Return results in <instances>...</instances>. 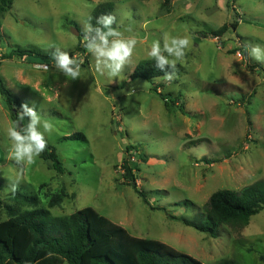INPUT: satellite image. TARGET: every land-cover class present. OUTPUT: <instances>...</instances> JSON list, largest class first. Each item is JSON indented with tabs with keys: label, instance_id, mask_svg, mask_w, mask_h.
<instances>
[{
	"label": "rangeland",
	"instance_id": "374dc122",
	"mask_svg": "<svg viewBox=\"0 0 264 264\" xmlns=\"http://www.w3.org/2000/svg\"><path fill=\"white\" fill-rule=\"evenodd\" d=\"M109 2L120 30L130 27L125 36L138 40L132 63L114 80L95 71L91 54L74 52L83 45L82 24ZM225 25L229 30L214 39ZM165 35L192 40L178 78L132 79L138 64L150 60L151 43ZM245 42L264 46V0H15L2 20L0 75L21 103L35 101L55 125L47 139L66 171L58 174L39 156L25 167L16 192L36 196L38 208L53 217L93 208L133 237L162 242L202 264H264V211L245 227H221L216 239L172 219L194 221L214 193L264 182V63L247 57ZM56 47L83 61L79 79L56 72L51 62L2 60L19 48L50 55ZM158 93L182 97L166 107ZM13 123L0 95V200L15 206L9 185L19 166L9 158L6 134ZM78 133L86 140H65ZM124 161L143 198L127 185ZM63 188L62 204L50 209ZM9 219L0 206V223Z\"/></svg>",
	"mask_w": 264,
	"mask_h": 264
},
{
	"label": "trees",
	"instance_id": "16d2710c",
	"mask_svg": "<svg viewBox=\"0 0 264 264\" xmlns=\"http://www.w3.org/2000/svg\"><path fill=\"white\" fill-rule=\"evenodd\" d=\"M148 1V0H139ZM167 2L171 0H165ZM15 0H0V31L2 20L14 5ZM113 14L114 4L104 3L97 6L90 16L95 25L96 17L101 14ZM236 28V27H234ZM229 27H221L214 37L223 36ZM74 52L86 55L83 45ZM73 54V53H72ZM35 59L53 64L50 55L37 50L15 49L2 55V60L13 58ZM1 66V62H0ZM82 67H85L82 65ZM163 73L154 66V61L138 64L132 79L153 82ZM157 92V89H154ZM255 94V91L251 96ZM0 95L11 112L13 122L17 121V110L21 100L5 85L0 75ZM166 103L178 104L182 95L173 98L170 94L158 93ZM186 114L183 105L178 106ZM24 123H27L25 120ZM65 140H83L81 133L66 137ZM49 161L58 174H65V168L56 149L48 143L47 149L40 155ZM207 163H214L206 161ZM124 178L127 185L139 196L144 197L137 185V180L129 163H123ZM66 190L49 202L52 209L62 204ZM13 205H5L0 200L10 219L0 223V264H202L195 258L181 253L174 248L156 241L140 239L130 235L124 228L101 216L93 208H85L67 217H53L48 209L38 208L36 196L19 192L9 195ZM29 208L22 212V208ZM264 211V182H258L243 188L240 192L222 190L214 193L204 207V213L194 221L173 217L211 238H218L223 226L245 227L251 219ZM216 264H241L238 260L228 259Z\"/></svg>",
	"mask_w": 264,
	"mask_h": 264
},
{
	"label": "clouds",
	"instance_id": "9594fccd",
	"mask_svg": "<svg viewBox=\"0 0 264 264\" xmlns=\"http://www.w3.org/2000/svg\"><path fill=\"white\" fill-rule=\"evenodd\" d=\"M124 31L131 33L132 29L129 27ZM124 31L120 30L116 16L110 13L96 17L95 25L90 20L84 22L81 28L83 47L94 58L95 71L113 80L120 77L126 66L132 63L138 44L135 35L125 36ZM191 43L192 40L188 36L170 38L167 35L151 43L147 58L154 61L155 68L163 73V76L157 79L170 84L178 78V63L184 59ZM242 47L248 58L264 63V46L245 42ZM50 56L53 61L51 68L56 72L71 80L80 78L83 64L81 59L60 47L54 48ZM38 67L46 72L51 70L49 65ZM25 120L27 123H24ZM54 131L55 125L42 116L41 111L37 110L35 101L31 102V106L29 102L20 104L17 121L7 129L6 133L10 141L9 158L19 166L16 178L10 181L9 185L13 193L18 189L25 167L31 165L47 149V137Z\"/></svg>",
	"mask_w": 264,
	"mask_h": 264
},
{
	"label": "water",
	"instance_id": "95a60500",
	"mask_svg": "<svg viewBox=\"0 0 264 264\" xmlns=\"http://www.w3.org/2000/svg\"><path fill=\"white\" fill-rule=\"evenodd\" d=\"M74 33L78 36L79 32L77 30H74ZM214 39H216V37H214Z\"/></svg>",
	"mask_w": 264,
	"mask_h": 264
},
{
	"label": "built area",
	"instance_id": "2783aa9c",
	"mask_svg": "<svg viewBox=\"0 0 264 264\" xmlns=\"http://www.w3.org/2000/svg\"><path fill=\"white\" fill-rule=\"evenodd\" d=\"M39 66H42V65H39Z\"/></svg>",
	"mask_w": 264,
	"mask_h": 264
}]
</instances>
